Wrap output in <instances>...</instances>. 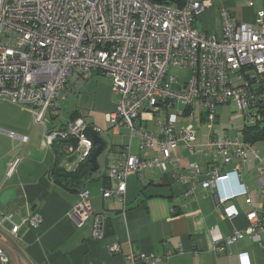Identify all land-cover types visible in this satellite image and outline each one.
Segmentation results:
<instances>
[{"label": "built area", "instance_id": "obj_1", "mask_svg": "<svg viewBox=\"0 0 264 264\" xmlns=\"http://www.w3.org/2000/svg\"><path fill=\"white\" fill-rule=\"evenodd\" d=\"M213 1L185 0L179 6L158 0H0V100L28 107L36 123L44 124L48 114L60 115L69 78L74 77L78 86L94 73L109 78L116 109L107 115V122L115 130L127 128L130 137H138L142 155H133L128 146L119 167L108 171L114 186L104 190L105 198L116 195L123 200L128 176L147 168H169L184 183L200 176L196 162L189 163V174L181 171L177 155L181 146L191 154L213 152L222 163L236 161L235 172L240 175L249 153L259 160V152L239 137L228 136H211L198 147V131L191 119L201 111L212 126L218 107L232 103L243 114L246 127L263 120L264 10L256 13L254 23H236L231 12L221 8L223 32L218 36L196 27L198 16ZM248 4L253 6L254 1ZM171 68L187 70L188 78L181 81L170 73ZM177 104L184 106L183 111L175 110ZM162 111L167 112L166 121L157 117ZM148 116L155 118L158 132L147 126ZM184 116L190 121L181 124ZM88 131L87 122L78 117L65 129L48 132L45 143L52 146L58 140L74 139L66 151L74 156L75 169L90 160L95 150ZM8 134L21 142L29 139ZM258 172L264 194L263 161ZM228 178L229 174L213 166L201 184L214 188ZM79 195L72 213L77 226L93 213L89 190L82 188ZM223 211L228 218L239 215L234 204L224 206ZM247 219V229L234 230L227 243L245 235L259 239L264 216L251 211ZM42 221L39 212L17 219L14 213L0 210V264H15L10 250L20 239L21 228H37ZM104 234L105 218L97 215L93 235L103 239ZM240 256L243 264H249L247 254Z\"/></svg>", "mask_w": 264, "mask_h": 264}, {"label": "crops", "instance_id": "obj_2", "mask_svg": "<svg viewBox=\"0 0 264 264\" xmlns=\"http://www.w3.org/2000/svg\"><path fill=\"white\" fill-rule=\"evenodd\" d=\"M253 1V6H250L249 0H214L198 16L196 27L221 36V8H227L236 23H254L256 13L264 10V0ZM90 78L87 83L84 81V90L87 86L99 84ZM69 81L74 86H71L68 96L82 93L78 91L74 77ZM65 95L66 100L67 93ZM110 105L111 108L105 109L106 122L107 115L116 109V102L115 106ZM183 109L184 106L181 110H175ZM199 112L191 119L195 121L191 122L198 131L195 142L198 147L207 144L211 136L239 137L259 152L260 159H255L249 153L248 161L241 164L239 175L235 172L236 161L222 163L219 159L216 161L213 152L191 154L181 146L177 152L181 159V171L189 174V163L196 162L200 176L184 183L178 181L169 168L167 171L147 168L140 174L128 176L122 200L116 195L104 197V190L114 186L108 171L112 167H119L128 146L133 155H142L138 137H130L127 128L115 130L108 122L107 130L101 129L94 121L88 122L80 101L77 102V109L67 118L48 114L44 124H38L28 107L0 100V210L14 213L17 219L30 217L36 212L43 218L37 228H21V237L14 249L10 250L15 264H243L242 253L248 255L249 264H264V231L259 233L258 240L245 235L234 243H227L234 230L247 229L249 212L257 211L264 216V194L258 172V166L264 162V137L252 141L246 139L243 114L239 116L241 125L237 129L232 125L230 129L216 130L221 117L218 109V119L212 126L204 121ZM236 112L235 107L231 113ZM161 114L164 115L161 120L166 121L167 112L162 111ZM78 117L87 122L90 131L100 129L98 133L105 140L108 130H111L114 140H106L107 146L101 153L105 157L101 165L98 162V170H91L92 174L82 187L72 190L56 182L52 172L55 167L70 172L78 168L74 169V156L66 151L68 145L75 144V140H58L48 146L45 135L52 130L65 129L70 121ZM145 120L151 130L158 132L154 117L148 116ZM179 121L184 124L188 119L184 116ZM234 130H237L236 135L229 134ZM9 132L29 139L27 142L14 140ZM213 166L229 174V178L217 182L214 188H206L201 183L208 178ZM82 188L90 192L93 213L81 226H77L72 213L80 200L79 191ZM232 195L235 197L223 201ZM228 204L236 206L238 216L228 218L224 215L223 208ZM97 215L105 218L103 239H96L93 235ZM114 245L119 247L116 252L111 250ZM141 254H146L147 258H141ZM153 256L158 259L155 261Z\"/></svg>", "mask_w": 264, "mask_h": 264}, {"label": "rangeland", "instance_id": "obj_3", "mask_svg": "<svg viewBox=\"0 0 264 264\" xmlns=\"http://www.w3.org/2000/svg\"><path fill=\"white\" fill-rule=\"evenodd\" d=\"M169 71L173 75L177 76L181 81H185L189 76V72L184 69L171 68ZM89 80H93L92 82H98L99 84L97 86L94 84L91 86H87V88L84 90L83 86L85 83L88 82V80H86L85 83L83 82L81 85L78 86L79 90L78 88L77 90L81 91L82 93L79 92L77 95L71 93L68 96V94L70 93L71 86H74V85L71 83V81L67 83L64 92L67 93L68 98L62 101L61 113L59 117H62L63 119L67 118V116L74 109H77V102L80 101L83 113L85 115L87 114L86 116L87 121L88 122L94 121L96 122L97 125L102 127L101 129L107 130L108 123L104 120L105 112H107V110L105 109L109 108V106L111 108L112 105L110 104L114 105L116 102V96L112 90L111 80L99 73H96L95 75H93V77L90 78ZM97 90L99 91L98 93H97ZM78 95L81 96V99L80 97H78ZM182 107H183L182 105H177L175 109L181 110ZM233 110H235V107L233 104L228 105V106H219L218 112L221 114L220 121H219L220 126L219 127L216 126L215 128L216 130H222L224 128L230 129L232 125L235 127V129H237L241 125V119L239 117L241 116V113L239 112L231 113L233 112ZM157 117L159 119H163L164 115L161 114V116H157ZM192 122L194 123L195 121H192ZM244 124H245V120H244ZM108 131L109 133L106 135V140L110 142L114 140L113 139L114 136L111 130H108ZM236 131L237 130L229 131V134L236 135L235 134ZM104 157H105L104 153L99 156L98 162L100 165L102 164Z\"/></svg>", "mask_w": 264, "mask_h": 264}, {"label": "trees", "instance_id": "obj_4", "mask_svg": "<svg viewBox=\"0 0 264 264\" xmlns=\"http://www.w3.org/2000/svg\"><path fill=\"white\" fill-rule=\"evenodd\" d=\"M185 0H181L177 5H183ZM91 127L89 126L88 134H90ZM244 134L247 140H255L264 137V111L263 120L256 125H247L244 129ZM91 163L90 160L80 164L74 171H66L64 168L55 167L52 175L54 180L63 184L66 188L72 190H78L82 187L85 180L91 175Z\"/></svg>", "mask_w": 264, "mask_h": 264}, {"label": "water", "instance_id": "obj_5", "mask_svg": "<svg viewBox=\"0 0 264 264\" xmlns=\"http://www.w3.org/2000/svg\"><path fill=\"white\" fill-rule=\"evenodd\" d=\"M158 1H169L171 3L178 4L181 0H158ZM90 136L93 140V143L96 145V148L90 158V163L92 164L91 170L93 172L98 170V157L102 153V151L107 146V141L98 133L96 130L90 131ZM71 138H68L67 140H70Z\"/></svg>", "mask_w": 264, "mask_h": 264}]
</instances>
